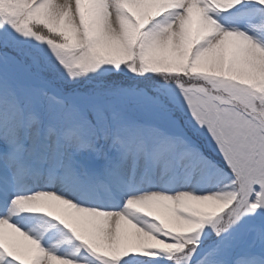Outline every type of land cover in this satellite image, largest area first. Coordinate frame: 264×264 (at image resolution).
<instances>
[{"label":"snow or ice","instance_id":"6c2138e0","mask_svg":"<svg viewBox=\"0 0 264 264\" xmlns=\"http://www.w3.org/2000/svg\"><path fill=\"white\" fill-rule=\"evenodd\" d=\"M0 264H264V0H0Z\"/></svg>","mask_w":264,"mask_h":264}]
</instances>
